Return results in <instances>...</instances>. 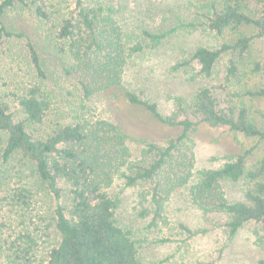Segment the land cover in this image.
<instances>
[{
  "label": "trees",
  "instance_id": "trees-1",
  "mask_svg": "<svg viewBox=\"0 0 264 264\" xmlns=\"http://www.w3.org/2000/svg\"><path fill=\"white\" fill-rule=\"evenodd\" d=\"M180 8L190 19L185 26L229 37L217 46L199 45L174 65L176 70L199 63L203 83L190 97H173L170 113L164 114L157 102L134 91L125 92L131 105L142 106L161 124L179 129L174 136L148 140L135 156L130 136L119 124L100 116L93 100L123 86L130 59L157 48L171 31H126L117 9L105 0L0 2V45L5 38H26L37 74V80L22 91L9 92L24 114L22 120H15L10 104L0 96V183H4V164L16 160L29 168L56 195L54 221L60 236L48 258L36 263V240L28 232L20 234L9 247L6 264H143L135 233L118 218L121 198L110 192L118 181L141 189L148 202L144 216L150 228L165 222L167 202L185 189L228 239L251 227L264 250L260 231L264 229V152L249 163L264 142V106H253V101L264 100V80L254 85L250 81L259 75L264 78V59L248 62L253 45L264 47V0H190ZM9 9H27L37 16L67 59L64 73L75 79L80 90L71 121L42 137L28 127L44 123L52 109V96L44 88L47 72L34 41L4 23L2 17ZM201 126L256 143L227 154L219 167L198 169L193 135ZM241 180L249 182L243 198L231 200L224 183ZM61 181L68 188V206L60 200ZM26 184L16 190L23 204L34 196ZM3 249L0 246V252ZM256 264H264V255Z\"/></svg>",
  "mask_w": 264,
  "mask_h": 264
},
{
  "label": "rangeland",
  "instance_id": "rangeland-1",
  "mask_svg": "<svg viewBox=\"0 0 264 264\" xmlns=\"http://www.w3.org/2000/svg\"><path fill=\"white\" fill-rule=\"evenodd\" d=\"M105 1L117 9V18L126 31H171L157 48L148 49L130 59L123 86L102 93L93 100L100 116L119 124L130 136L129 144L137 156L148 140L174 136L179 133V129L161 124L142 106L131 105L125 92L134 91L144 99L157 102L164 114L170 113L173 97H190L203 83L198 75L199 63L176 70L174 65L190 57L199 45L217 46L229 36H218L203 29L185 26L184 22L190 19L180 6L190 0ZM2 19L9 29L25 32L42 56L47 72L44 88L51 94L53 105L45 122L29 126L28 130L36 137L45 136L57 126L71 121L72 112L80 102V90L75 79L64 73L62 64L67 59L56 49L52 36L45 31L33 12L9 9ZM260 59H264V47L255 44L248 55V62ZM261 78L264 80L259 75L250 81L254 85L260 83ZM36 80L37 74L31 64L26 38H5L0 45V96L10 104L15 120H22L24 114L9 92H20ZM253 104L255 108H263L264 100L253 101ZM193 137L198 169L219 167L226 161L227 154L240 152L244 147L256 143L242 136H222L208 126L199 127ZM263 152L264 142L260 143L249 163L260 158ZM2 169L4 183H0V246H4V252H0V264H6L10 245L25 232L30 233L37 242L35 262L47 259L49 251L60 240L54 221V209L58 201L56 195L47 184L33 177L29 168L22 167L16 160L4 164ZM24 182L34 193L27 204L21 203L16 196L17 188ZM248 183L246 180L228 181L224 183V188L231 200L242 199ZM59 186L62 190L60 200L68 206L67 185L61 181ZM110 192L121 198L118 218L135 233L143 264H198L210 261L214 264H256L264 255L254 229L244 228L233 239H228L222 229L204 216L185 189L173 194L166 204L165 222L155 228L148 227L149 218L144 216L148 202L142 197L140 188L125 187L118 181ZM185 228L195 234L189 235ZM260 231L264 235V229Z\"/></svg>",
  "mask_w": 264,
  "mask_h": 264
}]
</instances>
